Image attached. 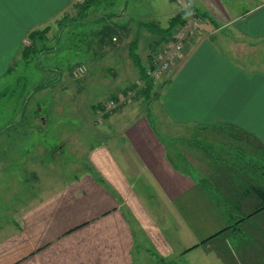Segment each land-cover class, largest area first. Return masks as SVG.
<instances>
[{
    "label": "crops",
    "instance_id": "crops-1",
    "mask_svg": "<svg viewBox=\"0 0 264 264\" xmlns=\"http://www.w3.org/2000/svg\"><path fill=\"white\" fill-rule=\"evenodd\" d=\"M72 1L0 0V74L1 64H7L3 70L9 73L17 60L24 59L23 42L30 41L31 33L57 30L52 25L60 26L66 16L72 15L75 7ZM178 2L182 10L176 8ZM170 3H175V15L184 13L183 20L188 8L198 17L210 18L212 23L205 29L215 33L196 36V32L184 44L176 63L155 83L162 117L174 127L209 129L221 135L223 129L234 137H248L264 153V68L250 66L251 62L239 55L244 53L238 46L252 48L250 43L264 42V0H171ZM42 41L37 44L43 46L49 41L47 35ZM118 71L113 70L111 77ZM140 81L136 78L131 86L138 89ZM132 91L121 92L134 96ZM136 108L135 114L127 111L119 125L123 129L119 134L125 137L133 154L123 145L116 148L105 140L90 146L86 155L89 167L83 173L74 172L70 182L73 183L68 193L73 199L66 208L71 209L74 218L62 216L58 229L46 234V239L39 236L44 229L35 227V220H39L36 214L42 216L40 223H47L45 213L30 202L43 206L46 200L31 199L24 204L19 201L16 210L9 202L13 231L0 239V264H13L38 247L40 256L34 259L30 256L24 264H37L39 259L40 264H132L129 256L141 250L139 264H146L145 255L166 256V247H177L183 258L191 251L189 254L199 251L190 255L185 264H264V210L233 227L264 205L254 192L264 189V155H257L248 146L246 155L227 154L231 151L217 154L214 150L205 155H191L193 161L199 159V167L186 160L185 155H175L179 165H174L157 135L155 120L143 113L139 115V106ZM90 110L91 115L99 116V109ZM104 113L99 119H103ZM109 119L106 124L90 127L91 132L106 139L111 134ZM76 161H80V155ZM34 176L39 175L25 173L21 189L29 188L28 182L41 181L39 177L33 179ZM85 189L88 198L77 199V191ZM15 198L19 197L12 195L10 199ZM152 200L156 206L165 208L163 216L156 209L153 217L141 213L150 207L148 201ZM132 219L135 226L130 225ZM77 223L89 226L82 238L84 248L65 250V244L78 245L76 239L86 225L79 228ZM173 223L179 237L171 230ZM75 227L79 229L73 230ZM64 229L66 237L58 238ZM56 237L57 242L49 244ZM43 244L46 250H42ZM80 249L86 254L81 263L77 256Z\"/></svg>",
    "mask_w": 264,
    "mask_h": 264
},
{
    "label": "rangeland",
    "instance_id": "rangeland-1",
    "mask_svg": "<svg viewBox=\"0 0 264 264\" xmlns=\"http://www.w3.org/2000/svg\"><path fill=\"white\" fill-rule=\"evenodd\" d=\"M86 1H72L75 4L71 10L72 15L66 16L60 26L52 25V28L57 30L51 29L46 34L49 41L44 42L43 46L37 44L38 51L30 55L28 61L17 60L9 73L3 70L7 64H1L0 239L13 231V211L8 207L9 202L13 210H16L18 208L16 204L19 201L24 204L31 199L46 200L43 206L30 201L33 207L37 206L38 211L43 210L42 213H45L47 223H40L42 216L37 214L36 218L39 220L37 222L35 220L37 224L35 227L39 230L44 229L39 234L43 238L47 237L51 231L58 229V224L62 223V216L69 220L74 218L71 209L66 208V204L69 205L73 199L68 191H71L70 186L73 182H70L73 180L74 172L79 174L87 170L85 167H89V164L86 155L89 154V147L101 144L104 140L106 144L116 148L123 145L126 151L133 154L125 137L119 134L123 130L119 125L127 111L135 114L136 106H139L137 110L139 115L143 113L144 117L155 120L157 135L165 145L168 157L174 165H179L175 155H185L186 160L199 167V159L193 161L194 159L189 158L191 155H205V152L209 153L208 151L212 150L217 154L230 151L223 148L230 147L229 144L233 142L224 131L221 135L210 130L207 133L201 130L200 134V131L195 129L169 125L161 115L157 88H155V83L161 78L154 81L147 77L141 78L139 68L131 55L132 52L137 55L140 66L145 70L149 64L151 65L152 55L162 47V44L158 45V42L167 40L163 33L158 31L167 28L169 20L175 15L173 8L175 3L172 5L171 0H97L89 10L83 11ZM176 4V8L181 9L179 2ZM188 6L192 7L191 4ZM81 9L82 12H79ZM195 18L198 19L196 36L215 33L205 29L207 24L212 23L210 18L205 15L199 17L197 15ZM157 34H160V39ZM113 38L116 41H113ZM190 40L191 37L185 40L184 44ZM26 41L25 39L23 42L24 47L27 46ZM243 44L247 45L246 42ZM238 46L244 53L239 55L243 59H248L251 62L250 66L264 68V42H252L249 45L252 48ZM41 47L45 50H40ZM80 66H84L86 72L76 78L73 72ZM113 70L118 71V74L111 77ZM136 78L138 81L141 80L137 82L140 85L138 89L131 86ZM149 81L152 86L147 99L143 92L147 89ZM120 83L127 84L120 85ZM123 89L134 90L132 91L134 96L130 93L126 95L127 92L124 94L121 92L124 91ZM123 106H127L125 110L122 109ZM91 107L99 109L97 113L99 116L107 111L103 119H99V116L96 117L93 113L91 115ZM122 111L123 114H121ZM109 117H111L110 125L107 126L111 134L106 139L104 136L91 132L90 127L106 124V119ZM116 137L117 142L111 141ZM217 142H220L218 146L213 144ZM111 149L115 154H119V151ZM233 151L227 154L239 155L238 152ZM77 155H80L79 162L76 161ZM29 172L30 176L37 173L39 176H34L33 179L39 177L41 181L28 182L29 188L21 189L20 181L25 178V173ZM12 195L19 198L11 201ZM76 198L87 199L88 189L81 190L80 193L77 191ZM148 204L150 207L147 206V209L144 208L146 210H141V213L152 216L156 214L155 209L160 216L165 213V208L156 206L154 200L148 201ZM134 221L132 219L133 223L130 225L135 226ZM87 224H78L79 228L86 225L85 230L80 229L76 239L78 245L65 244L63 246L65 250L84 248L81 243L83 235L85 236L88 232ZM65 230H60L62 233L58 235V238L66 237ZM171 230L179 237L175 223L172 224ZM58 238L52 239L49 244L56 243ZM41 240L46 243V240ZM4 248L5 246L1 247L2 250ZM46 248V244H43L42 250ZM176 248L167 249L166 247V256L145 255L144 262L146 264H185V260H190L188 258L190 255L199 252L194 250L192 254H189L191 251L183 258L181 254L178 255ZM40 249L41 247L33 248L26 257L24 255L13 264H24L23 261L26 258L30 259V256L39 257ZM78 252L80 255L77 256L80 257L81 263L86 254H83L81 249ZM140 252L129 256L132 264L141 262L140 257L143 251ZM36 263L40 264V259Z\"/></svg>",
    "mask_w": 264,
    "mask_h": 264
},
{
    "label": "trees",
    "instance_id": "trees-1",
    "mask_svg": "<svg viewBox=\"0 0 264 264\" xmlns=\"http://www.w3.org/2000/svg\"><path fill=\"white\" fill-rule=\"evenodd\" d=\"M96 2H97V0H87V1L85 2V4H84V8H85V10L83 9V11H87V10H89L92 6H94V5L96 4ZM183 18H184V13H183V12L178 13L177 15H175L174 17H172V18L170 19L167 28H165V29H161V30L158 31V32L161 33V34L163 33V36L167 38V40H166L165 42H167V41L170 39L171 31H172L175 27H177L178 25H181V24L184 23V22H183ZM151 27L154 28V29H156V27L153 26V25H151ZM150 29H151V28H150ZM151 30H152V29H151ZM156 30H157V29H156ZM46 33H47V31L33 32V33H31V34L29 35V37H30V39H29V40H30V45H29V46H25L24 49H23V51H24L23 58L25 59V61H28L29 58H30V55L35 54V53L38 51V49H37V43H38L39 40L42 41V39H44V38L46 37ZM161 41H162V40H161ZM165 42L162 41L161 44H163V43H165ZM41 43H43V41H42ZM42 48H43V49H42ZM40 50H45V49H44V47H41ZM131 55L133 56L134 61H135V63L137 64V66H138V68H139V74H140L141 78L146 77V76H145V68H142V67L140 66L141 63H140V61H139L137 55H136L135 53H133V52H132ZM151 86H152V84H151V82L149 81L148 85L146 86L147 89L144 90V92H143V94H145V95H144L145 98H147V99L149 98V92H150ZM40 87H41V86H40ZM44 87H45V86L43 85V88H44ZM124 94H126V93H124ZM201 130H202L203 132L207 133V131H208L209 129H200V130H198V131H200V134H201ZM222 131H223V129H222ZM216 133H217V131H216ZM218 134H220V133H218ZM228 135H229V137H230V138L232 139V141H233V142H231V143L229 144V145H230L229 148H227L226 146H224V147L227 148L228 150H230V151H231V150H234L233 152L236 151V152H238L239 155H244V154L246 155V150H247V147L249 146V147L251 148L250 151L254 150V152H256L257 155H264V153H263L261 147H259L260 145H259L258 143H253V141H251L248 137L245 138V139H243V138H241V137H234V136H232V135H230V134H228ZM238 141H242V142H245V141H246V144H241V143L238 142ZM220 142H221V141H220ZM220 142H219V143H220ZM219 143L217 142V143H213V144H215L216 146H218ZM254 144H256L257 146H255ZM224 147H223V148H224ZM232 148H233V149H232ZM236 152H235V153H236ZM235 153H234V154H235ZM254 192L256 193L257 196H259L260 198H262V201H264V189H263V188H258L257 190H254ZM263 210H264V205H262V206L259 207V208H256L254 211H252L251 213L247 214L246 217L241 218L240 221L238 220L237 223H235V224L233 225V227H236L241 221H245V220H247V219L252 218L255 214H257V213H259V212H261V211H263ZM77 228H78V227H75L73 230H75V229H77ZM172 264H174V263H172Z\"/></svg>",
    "mask_w": 264,
    "mask_h": 264
},
{
    "label": "built area",
    "instance_id": "built-area-1",
    "mask_svg": "<svg viewBox=\"0 0 264 264\" xmlns=\"http://www.w3.org/2000/svg\"><path fill=\"white\" fill-rule=\"evenodd\" d=\"M196 14L191 9H187V16L183 20V24L178 25L171 31L170 39L162 44L158 50L152 55L151 65L147 66L145 70V76L154 81V79L162 78V76L168 72L175 63L184 49V41L192 37L197 31ZM197 29V30H196ZM196 30V31H195ZM195 31V32H194ZM116 41L115 38L112 39ZM26 45H30V41H26ZM86 72L84 66L78 67L74 72V77H79Z\"/></svg>",
    "mask_w": 264,
    "mask_h": 264
}]
</instances>
